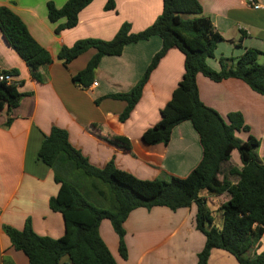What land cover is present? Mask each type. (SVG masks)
<instances>
[{"label":"crops","instance_id":"crops-1","mask_svg":"<svg viewBox=\"0 0 264 264\" xmlns=\"http://www.w3.org/2000/svg\"><path fill=\"white\" fill-rule=\"evenodd\" d=\"M67 1L0 0V7L18 16L30 36L52 59L51 64L40 69L39 79H35L0 32V71H16L12 78L21 83L17 86L21 94L17 106L0 111V264H27L25 255L10 245L3 227L21 230L29 221L39 236L57 239L63 234L60 214L49 208V200L58 190L53 171L37 157L52 128L65 131L69 144L90 165L102 168L112 162L116 169L140 180L185 178L202 157L198 136L190 122L174 127L167 145H150L143 139L144 133L159 121L160 110L182 78L180 52L172 49L162 57L124 122L119 116L126 103L110 96L128 93L141 80L161 49L158 37L126 45L119 56L103 57L85 89L73 79L84 70L96 50L89 49L66 65L57 58L61 48H70L79 40H111L124 23L130 25L132 33L141 32L161 14L162 0H113L112 11H104L106 0H94L79 13L76 27L56 34L55 29L65 20L51 23L47 4L60 9ZM198 2L202 7L200 17L207 18L222 39L216 45L214 57L206 60L208 67L219 71L220 58L235 60L247 49L264 54V0L253 1L259 5L257 10L249 0ZM258 58L264 63L263 55ZM196 86L201 102L224 120L231 113L241 115L243 126L235 136L240 135L241 141L249 136L255 138L259 144L257 157L264 160V97L235 79L214 83L199 74ZM228 166L241 169L238 153L235 162L229 160L222 170ZM77 186L92 204L109 207L108 191L102 185L80 178ZM199 196L205 200L214 226L221 228L219 209L228 200L227 194L215 196L201 191ZM195 212L194 206L176 211L165 207L132 211L123 224L125 260L118 253L117 236L108 221L99 224V235L117 264H196L204 237L195 229ZM260 253H264V233L251 245L247 256ZM208 264L238 263L228 253L214 249Z\"/></svg>","mask_w":264,"mask_h":264},{"label":"trees","instance_id":"trees-1","mask_svg":"<svg viewBox=\"0 0 264 264\" xmlns=\"http://www.w3.org/2000/svg\"><path fill=\"white\" fill-rule=\"evenodd\" d=\"M93 1L68 0L60 9L48 3V20L51 23L65 20L55 33L76 27L79 13ZM103 9L114 10V1L106 0ZM201 13L198 0H162L161 14L141 32L132 33L130 25L124 23L109 41L84 39L70 48H61L57 58L64 65L89 49L96 50L84 70L73 79L85 89L92 82L94 71L103 57L119 56L126 45L151 37L161 40V49L153 56L141 80L128 93L110 96L126 103L119 116L121 122L135 108L151 72L162 57L172 49L180 52L183 56L182 78L160 110L159 121L144 133L143 139L150 145H167L172 129L190 122L198 136L202 157L185 178L140 180L116 169L112 162L102 168L90 165L69 144L65 131L52 128L37 157L53 171L58 190L50 198L49 208L60 214L63 234L57 239L39 236L29 221L21 230L3 227L10 245L25 255L27 264H117L99 235V224L103 220L110 223L117 236L118 253L125 260L123 224L132 211L155 207L176 211L191 206L196 210L195 229L204 237L196 264H208L210 252L214 249L228 253L238 264H264V253L247 256L251 245L264 233V160L257 157L258 141L252 136L245 141L236 138L243 126L241 115L231 113L224 120L201 102L196 86L199 74L214 83L235 79L264 97V64L257 63L258 57L264 54L247 49L235 60L220 58L219 71L212 70L206 60L214 57L216 45L222 39L214 32L210 21L200 17ZM0 32L31 75L39 79L40 69L51 64L52 59L30 36L18 16L6 7H0ZM14 74L16 71H0V76ZM20 98L16 86L0 81V111L4 107H16ZM234 150L238 153L241 169L228 166L223 171L222 166L227 165ZM80 178L91 179L106 188L110 199L108 208L92 204L81 194L77 188ZM201 191L215 196L227 194L228 200L219 209L221 228L214 226L211 212L199 196ZM64 258L67 262H62Z\"/></svg>","mask_w":264,"mask_h":264},{"label":"built area","instance_id":"built-area-1","mask_svg":"<svg viewBox=\"0 0 264 264\" xmlns=\"http://www.w3.org/2000/svg\"><path fill=\"white\" fill-rule=\"evenodd\" d=\"M249 2L253 9L257 10L259 8V5L255 4L253 1L249 0ZM0 81H5L8 85H14L16 87L19 85V82L13 80L12 75H1Z\"/></svg>","mask_w":264,"mask_h":264},{"label":"rangeland","instance_id":"rangeland-1","mask_svg":"<svg viewBox=\"0 0 264 264\" xmlns=\"http://www.w3.org/2000/svg\"><path fill=\"white\" fill-rule=\"evenodd\" d=\"M257 63L258 64H264L263 63V61H262V58H258L257 59ZM240 135H238V136H236V138H238ZM234 153L235 154H233V156L231 157V159H230V161L232 162V163H234L235 162V157H237V153L234 151ZM166 180H168V179H166ZM78 183V182H77ZM216 214H217V212H213V215H215L216 216Z\"/></svg>","mask_w":264,"mask_h":264}]
</instances>
